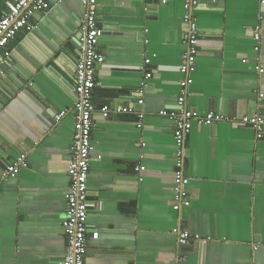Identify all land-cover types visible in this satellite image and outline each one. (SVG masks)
<instances>
[{
    "label": "crops",
    "instance_id": "1",
    "mask_svg": "<svg viewBox=\"0 0 264 264\" xmlns=\"http://www.w3.org/2000/svg\"><path fill=\"white\" fill-rule=\"evenodd\" d=\"M12 1L0 0V18ZM50 4L0 57V174L23 153L28 161L0 184V264H61L66 250L73 73L85 11L82 0ZM98 4L105 62L93 91L88 225L100 236L89 238L85 264H264V130L240 121L264 116V3L202 0L194 11L199 53L186 104L197 117L223 119L193 123L191 203L181 211L173 208L176 122L161 111L174 112L180 95L186 0ZM124 107L143 117L116 111ZM176 226L202 239L180 245Z\"/></svg>",
    "mask_w": 264,
    "mask_h": 264
},
{
    "label": "built area",
    "instance_id": "2",
    "mask_svg": "<svg viewBox=\"0 0 264 264\" xmlns=\"http://www.w3.org/2000/svg\"><path fill=\"white\" fill-rule=\"evenodd\" d=\"M166 2V0H163ZM202 0H186V12L184 14V36L183 42L185 52L180 66L183 77L180 79V95L177 99V108L173 112L162 110V115H171L175 119V177H174V202L173 208L181 211L183 207L191 203V195L188 189L189 177L186 174V159L189 154L187 147V137L192 129L194 121L201 124H211L215 119H223L222 116H215L212 112L205 117H197L187 106L186 100L190 94V86L196 71V61L199 53L200 28L194 15L195 9L201 5ZM264 3V0H261ZM85 11L82 32L79 37L82 46V53L74 67V118L75 133L72 145V154L69 165L70 184L66 191L67 208L65 218L62 222L64 235L66 238V250L61 264H85V256L89 243V238L98 239L100 232L92 231L88 225V213L91 207L88 179L91 170V160L94 153L92 139L94 128V113L96 105L93 100V91L97 85V67L105 62V55L99 49L100 37L104 30L98 24V0H82ZM51 8L50 0H13L10 3V11L0 18V57H9L11 49L9 44L15 40L18 33L25 29H34L35 25L31 19L38 13H46ZM256 39L260 36L257 33ZM151 63V59L146 57L141 67L144 71ZM264 71V68H261ZM152 77L151 72H146L145 81L139 90L142 94L147 85L146 79ZM261 97L263 94L260 95ZM138 104H143L141 98ZM103 112L112 111L109 105H104ZM117 112L137 113L143 117L141 111H136L134 107L117 108ZM67 111L64 110L56 115V120H61ZM240 121L254 128L258 133L264 130V116L257 112L252 115L243 116ZM28 166L27 156L21 154L14 162L8 164L0 174V184L16 176L21 169ZM136 170H140L137 167ZM178 235L180 245H187L194 240H201L198 234H191L180 226L172 230Z\"/></svg>",
    "mask_w": 264,
    "mask_h": 264
},
{
    "label": "water",
    "instance_id": "3",
    "mask_svg": "<svg viewBox=\"0 0 264 264\" xmlns=\"http://www.w3.org/2000/svg\"><path fill=\"white\" fill-rule=\"evenodd\" d=\"M220 1H224V0H220ZM70 160H71V157H70Z\"/></svg>",
    "mask_w": 264,
    "mask_h": 264
}]
</instances>
